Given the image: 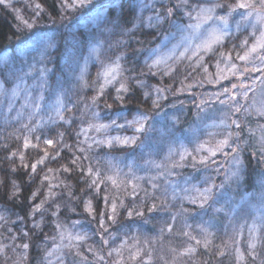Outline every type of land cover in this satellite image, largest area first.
Wrapping results in <instances>:
<instances>
[{"label": "rangeland", "instance_id": "obj_1", "mask_svg": "<svg viewBox=\"0 0 264 264\" xmlns=\"http://www.w3.org/2000/svg\"><path fill=\"white\" fill-rule=\"evenodd\" d=\"M56 2L62 16V22L59 23L61 26L51 22L50 17L46 18L42 7L41 10L35 8L38 4L36 0H23L17 6L13 5L14 11L10 9L15 21L25 26V31L29 33L26 38L19 41L13 52L9 50L0 52V71L3 72V75H0V132L11 126L12 131L8 133L10 140L13 139L23 146L27 140L28 146H25L27 149L19 160L20 165L25 164L26 154L30 152L45 156L51 155L54 148H66L70 141H67L65 133L59 128L72 134V139L80 145L81 153L86 152L89 146H92L93 150L102 149L104 152L102 151L98 160H101L104 166L90 168V173H85V176L90 174L89 185L94 186L93 181H96L101 189L96 195L103 193L102 201L115 187L107 177H113L118 185L128 191L132 188L134 179L141 178L139 174L142 169L151 168V172L154 173L146 176L150 196L147 211L143 210L142 204L131 202L130 205L115 204L116 211L113 213V200H104L101 202L102 206L92 208V214H89L84 206L85 213L97 218L99 224L103 220L104 229L108 231L120 229L118 234L111 235L106 243L96 245L93 242V245H87L86 240L94 238L91 231L83 226H80L79 230H74L66 220L56 219L55 225H52L55 230H51L54 231V238H47L54 242L50 245L52 249L44 253V264H77L70 257V253L84 254V245L85 252L92 251L90 254H93V259L98 258L99 250L106 252L107 260L115 262L121 261L122 258L135 259L141 256L142 252L149 250L155 258L152 262L156 261L157 264H197L199 248L210 236L208 230L204 229L206 225L204 216L209 208L219 211L226 217L219 239L222 242V250L230 257L229 263L246 264V259L251 258L255 263L248 264H264V189L239 194L236 198L224 192L225 184L227 186L228 183H234L238 186L237 182L241 178V160L235 139L229 141L232 143L230 147L227 146L229 149L225 147L214 156L210 155V150L215 149L218 141L229 134L234 135L233 130L237 128L236 124H240L239 116H243L244 111L253 112L255 123H258L259 116L264 117V62L257 58L264 53H257L248 61L238 59V55H244L260 37L261 32H264V24L256 21L257 12L264 15V6L256 0L253 9H237L229 13L228 6L234 5L237 0H187L186 3L185 0H131L129 6L133 13L132 26L134 29L135 27L143 29L147 33V39L153 44L152 48L145 46L143 64L149 61L162 63L166 54L165 49L170 46L169 37L175 33L178 42H183L186 46L174 48L173 52L179 50L184 55L186 51L191 52L192 46L201 45L211 29L223 27L216 19L207 22L197 20L194 10L196 5L209 7L217 3L222 5L215 10L213 16H227V31H246L251 38L240 39L239 46L234 50L219 44L216 47L217 55L207 56L210 58L209 64L194 67L189 73L181 74L169 87L147 84L148 87L143 88L146 93L143 96L144 101L139 102L141 107L130 108L129 106L133 104L130 102L128 87L124 85L126 90L117 91L121 89L122 83L117 80L115 69L119 63L121 64L122 54L112 53L116 39L112 28H109L112 18L109 12L114 10L113 17H119L121 3L118 0H85L83 7H65V0ZM67 4L71 5L72 0H67ZM37 11L40 12L39 16H36ZM249 11L252 15L245 20L241 14L247 15ZM98 12L102 13V16L93 22ZM166 12L170 14L174 12L178 16L167 18ZM23 15H26L24 20ZM28 24L31 27H28ZM58 26L63 30L61 34L56 32ZM77 33L80 37H77ZM106 36L110 38H105ZM245 40L248 43L242 47ZM41 41L50 42L52 46L46 47ZM83 42L84 55L80 60V44L83 45ZM97 45L99 47L96 52L100 55L95 57L92 49ZM200 49L203 50L202 47ZM205 52L211 55L210 51L203 50L196 56ZM221 53L224 55L221 56ZM81 68H84L83 79L79 78ZM106 68L114 70L107 77L111 81L108 83L110 87H107L110 89L108 99L101 101L102 96L100 97L98 91L95 92L97 86L93 84L96 80L105 79L98 74L104 72ZM194 79H203L204 83L196 84ZM183 95L184 98L179 97ZM173 97L179 98L175 103L169 104L167 99ZM58 98L62 103L57 102ZM186 104H191L195 116L190 124L181 126L187 117L183 111ZM81 107L85 109L83 113ZM237 108L240 109L238 112ZM171 109H174L172 115L169 118L163 117L164 113ZM137 119L140 121L139 125L130 127L126 123ZM259 120L264 123L263 118ZM113 121L116 123L113 124ZM232 121H236V124ZM100 125L108 127L98 131ZM140 125H143V131L136 132L135 128ZM148 127L152 130L149 145L155 144L156 151L151 154L145 152L139 157L138 150L133 153L132 146L145 134ZM133 136L136 137L135 141L126 145L107 143L113 137ZM46 140L53 141V144L47 145ZM233 148L237 151L233 152ZM108 149H123L125 152L115 156L109 154ZM138 160L143 164L142 167ZM202 160L204 163H201ZM162 162L166 164L163 165ZM213 165L217 169L215 174L208 170ZM197 167L204 168V171L198 173ZM176 168L179 170L190 168L191 172L195 173L187 178L190 170L185 176L183 171L179 175L175 174L172 169ZM52 175L49 179L51 184L48 186L49 189L57 190L61 186L60 178ZM208 188H211V192L205 201L201 193ZM36 193H41L39 187ZM128 196L132 198L130 194ZM73 200V198L70 202L68 200L72 206L68 209L70 213L76 211ZM157 202L160 207H155ZM215 202L218 203V207L212 205ZM187 204L198 208L191 220L186 216L187 209L184 206ZM124 206L127 208L122 211ZM132 208L136 209L135 212L131 211ZM130 211L132 215H129ZM157 211L165 213V216L152 231L148 232L142 227L139 219H135L142 216L152 219ZM101 212L104 213L103 217L100 215ZM32 215L31 213L30 228L32 232H37L39 218L33 221ZM108 216H113L115 222L120 225L112 229L111 223L108 224L107 221ZM0 217L3 219L0 221L2 226L6 218L4 210L0 211ZM16 219L10 221V225L15 223L19 225L16 230L11 227V239L3 240L4 238L0 236L2 249L0 264L6 263L7 260L11 262L10 264H23L20 251L16 253L13 250L15 248L18 251L22 245L13 247L12 245L13 241L22 240L25 236L26 223ZM195 224L194 233L192 226ZM252 226L256 229L255 248H249V242L253 237V233L250 232ZM77 232L84 237L80 243L75 239L78 236ZM187 249L194 251L185 254ZM238 256H242V259H238ZM89 263L93 264L94 260Z\"/></svg>", "mask_w": 264, "mask_h": 264}, {"label": "trees", "instance_id": "obj_2", "mask_svg": "<svg viewBox=\"0 0 264 264\" xmlns=\"http://www.w3.org/2000/svg\"><path fill=\"white\" fill-rule=\"evenodd\" d=\"M36 1L46 14L45 17H50L51 22L53 21L54 24L61 26L59 23L62 22V16L56 0ZM118 1L121 3V14L119 17H113L114 10L109 12V15L112 16L109 28H112L114 38L116 39V41H114L115 44L112 49V53H116V55L118 53L119 55L122 54L121 64L119 63L115 72L116 76L118 75L117 80L128 87L129 91H127L129 92L130 102L133 104L129 106L130 108H133V106L141 107L140 103L144 101L143 96L146 94L143 88L146 86L148 87L147 84L153 83L156 85L160 84L159 86L165 85L169 87L177 81L181 74L189 73L194 67L209 64L210 58L207 56L210 57L217 55L218 51L216 50L218 49H216V47L219 44L213 46V51H210L211 55H209L208 52H205L202 55L196 56V54L203 51L197 46V44L191 47V52L186 51L184 55H182L179 50L173 52L176 48L180 46L182 48L185 45L183 42H178L175 33L169 37L170 46L165 49L166 54L163 57L164 60L162 63L156 64L153 61H149L148 63L143 64L145 63V61H143V50L146 45L149 48H152L153 44L147 39V33L144 32L143 29L136 27L135 29L133 28V13L129 6L131 0ZM22 2L23 0H4V3H0V52L5 50L13 52L19 41L26 38L29 33L25 31V26L15 21L14 15L10 11V9L14 11V6H17ZM166 14V17L171 19L178 16L177 14H174V12L171 14L166 12ZM25 18L26 15H23L22 19L24 20ZM113 22L115 23L112 24ZM60 26L57 27L58 30L56 29V32H59V34L63 31ZM77 37H80V35L78 34ZM105 38L110 37L106 36ZM243 38L249 40L251 35L246 31H228L222 45H226L228 49L234 50L239 46V40ZM83 55L84 42L83 45L80 44V60ZM94 55L95 57H98L100 53L95 52ZM192 59H194V61ZM45 62H48L47 57L45 58ZM203 79H194V81L196 84L202 85L204 83ZM134 82L138 83L134 84ZM142 82H144L143 85L139 86ZM101 84L105 85L103 90L100 88ZM93 85L97 86L98 90L96 88L95 92L97 93L98 91L100 97L102 96L100 98L101 101H105L106 98L108 99L110 89L107 87H110V85L105 83V79L96 80ZM208 91L209 90H207V92ZM179 97L184 98L185 95ZM179 97L169 98L167 101L169 104H173ZM178 104L180 107V102H178ZM84 107L86 109L87 105ZM84 107H81V113L85 111ZM118 108L119 107H116V109ZM171 110L164 113L163 117L169 118L174 109ZM183 111L186 113L187 117L184 119L181 126L190 124L195 116L192 111L191 104H186ZM239 118V127L233 130L234 135L231 136V139H235L238 144L239 159L241 160V178L237 182L238 186H235L234 183H228L227 186L226 184L224 186L226 191L222 189L226 194L229 193L232 198H236L239 194H249L258 191V189H264V123L259 120V118H263L264 120V117L259 116L257 119L258 123H255L254 120L256 118L255 115H253V112L249 113L246 110L244 111L243 116H239ZM150 128L148 127L145 134L132 146L133 153L138 150L139 157H141V155L145 152L151 154L153 151H156L154 149L155 144L150 146L152 139V130H149ZM59 130H63L67 141H70L67 143L66 148H54V150L51 151V155L53 157L51 155L42 156L40 153L30 152L26 154L27 158L24 165H20L21 163H19V160L22 159V154L27 148L20 145V143H16L13 139L10 140L8 138V133L12 131L11 126L2 130L3 132H0V211L4 210L6 213L4 223L0 226V236L1 238H4L3 240L11 239V227L16 230L19 226L18 223L15 222V224L13 223L14 225H10V221L13 218H17L20 222L26 223L24 230L25 236L22 237V240L13 241L14 244L12 245V247L18 244L22 245V247H19L20 249L18 248V251L15 248H13V250L16 253L20 251L23 258V264H44V253L52 249L50 248V245L54 242L49 241L47 238H54V231L51 232V230H55L52 225H55V220L58 218L63 219V221L66 220L69 226L74 230H79L80 226H83L85 229L91 231L94 238L87 239V245H93V242L97 245V243L101 244L105 241H109L111 235L118 234V231L120 230L117 228L120 224L116 223L114 218L111 220L108 219L107 221L108 224L111 223L112 229L117 228V230L108 231L101 228V224H99L97 218L88 215L84 211V206H86L87 201H91L92 208H98L100 205L102 206V203L105 200L104 199L102 201L103 193L96 195V193L101 190L99 187L96 188L95 186L89 185L90 174L85 176L86 172L90 173V168L96 169L99 168L98 166L103 165V163L100 162L101 160H98L101 158L100 154H102L103 150H93L92 146H89L87 147L86 152L81 153L79 148L80 145H77V141L72 139V134L62 128H59ZM139 144L141 145L139 146ZM229 145H232V143H229ZM229 147L227 148L229 149ZM141 151H143V153H141ZM107 152L111 155L118 156L125 151L123 149H108ZM150 156L151 155H149V157ZM42 158L43 163H38V161ZM163 162V165L166 164ZM33 164L36 165L35 171H33L32 168ZM138 164H141V167L143 166L139 160ZM197 169L198 173L204 171V168L197 167ZM215 169L216 167L213 165L208 170L210 173L215 174L217 173V169ZM172 171L178 175L181 171H183L185 176L189 172L187 178L188 176L192 177L195 173L191 172L190 168H183L181 170L176 168L172 169ZM153 173L154 171L151 172V168L147 169L145 167L141 170L140 174L138 173L139 176L141 175V178L136 180L134 179L135 177L133 178L134 181L131 189H128L127 191L126 188L121 185H119V187L115 186L106 196L108 197L107 200H113L115 204L123 205H128L131 202L134 204L135 202H138V204H142L144 206L143 210L147 211L146 207L149 206L150 196L147 191L148 179L146 176L148 177L149 174L151 175ZM198 173H196L195 176H197ZM52 174H54L55 177L60 178L61 186L57 190H53L52 188L49 189L48 186L51 184L49 179L53 176ZM194 181H196V178ZM38 187L41 190L40 194L36 193V189H38ZM124 189L126 192H122ZM129 194L132 196L131 199L128 196ZM71 198L74 199L73 205L76 207V211L74 213H70V211L68 212V209L72 208L71 204L68 203V200L70 202ZM151 199H153V196H151ZM154 201L156 200L154 199ZM42 202L43 204L40 209L41 212L33 211V209L37 205H41ZM216 203L217 202L212 205L214 207H218L219 205ZM155 204V207H160L158 206L160 205L158 202ZM184 207L187 209V218L191 220L196 211H198V208L188 204ZM126 208L127 206H124L122 211ZM135 210V208L131 209L132 212H135ZM31 213L33 214L31 220L35 221L36 218H39L40 224H38L39 231L37 232H32L30 228V222H32L30 221ZM215 213L216 215H214ZM205 215L206 216H204V218L206 220V225L204 226V229L208 230L210 236L207 241L204 240L205 242L199 248V261L197 264H230V257L222 250V242L221 239H219L221 233L223 232V222H225L226 219L225 215L221 214L217 210L215 211L213 208H209ZM164 216L165 213H159V211H157L152 219L148 216L137 217L135 219H139L142 227L149 232L150 230L152 231L154 228L158 227ZM1 220L3 219L0 217V221ZM192 227L195 233L196 224ZM34 228H37V226H34ZM77 234L80 236V232H77ZM78 242L80 243V240ZM25 244L28 245L27 248L23 247ZM12 247H10V249ZM88 248L90 249L91 247ZM84 249L85 245L83 247L84 254L70 253L72 260L76 261L74 263L78 264L81 262H87L88 264H91L89 262L94 260L95 264H157L156 261L152 262V259L155 260V258L149 250L145 253L142 252V255L135 259L127 260L126 258H122L121 261L115 262L106 259V252L99 250L100 253L97 255L98 258L93 259V254H90L92 251L89 250L88 252H85ZM10 263L11 262L7 260L4 264ZM248 263H255V261L251 258L246 259V264Z\"/></svg>", "mask_w": 264, "mask_h": 264}, {"label": "snow or ice", "instance_id": "obj_3", "mask_svg": "<svg viewBox=\"0 0 264 264\" xmlns=\"http://www.w3.org/2000/svg\"><path fill=\"white\" fill-rule=\"evenodd\" d=\"M187 2V0H185V3ZM0 3H4V0H0ZM259 3L261 6H264V0H259ZM85 4V0H72V4L71 5H68L67 4V0H65V7H83ZM256 4V0H237V2L234 4V5H229L228 8H229V13H232V12H235L237 9H253L254 6ZM40 5L39 4H36L35 5V8L36 9H40ZM219 7H222V5L220 4H212L210 7L207 6V5H196L194 6V10L196 11V19L197 20H200L202 22H207L209 20H213V19H216L220 22V24L223 26V27H218V28H213L211 29L209 32H208V35L206 37L205 40L202 41L201 45H199L198 47H202L204 51H213V46L214 45H218V44H222L226 35L228 34V31H227V25H228V17L227 16H219V17H214L213 16V13L215 12V10ZM40 15V12L37 11L36 12V16H39ZM243 16V18L246 20L248 19L249 16L252 15V12L249 11L247 13V15H244V14H241ZM102 16V13H97V17L95 18V20L93 22H95L96 20H99V18ZM256 21L257 23H261V24H264V15H260L258 12L256 14ZM28 27H31L30 24L27 25ZM199 26V25H197ZM237 28H239V24L237 25ZM42 44H45L46 47H51L52 44L50 42H47V41H41ZM247 40L243 41L242 42V47L246 46L247 45ZM98 45L93 47L92 49V52H96L98 51ZM257 53H264V32H261L260 34V37H258L256 39V41L251 45V47H249L247 49V51L244 53V55H238V59H240L241 61H248L250 57L256 55ZM221 56L224 55V53H221L220 54ZM258 59L261 60V62H264V54H261L257 57ZM86 63L87 61L85 62V66H86ZM235 67V66H233ZM114 69H111V68H106L104 72L102 73H99L98 75H102L105 77V83H110L111 81H109L107 79L108 75L110 74L111 71H113ZM247 71V69H246ZM257 71H259V69H257ZM83 74H84V68H81V76L79 77L80 79H83ZM0 75H3V72L0 71ZM43 75V73H42ZM114 79V77H113ZM104 84H101L100 85V88L101 90H103L104 88ZM233 87H235V85H233ZM121 90H126L124 85L122 84L121 85V89H118L117 91H121ZM227 91V89L225 90ZM119 98V97H118ZM95 100V98H93ZM233 99H235V97H233ZM58 103H62L60 101V99L58 98ZM155 103V102H153ZM240 109L237 108L236 111L238 112ZM113 124H115L116 122L113 121L112 122ZM128 124V126L132 127L134 125H139L140 124V121L137 119V120H133V121H127L126 122ZM233 124H236V121H232ZM237 127H239L238 124H236ZM108 125H100L97 130L99 131L100 129L102 128H107ZM120 127H123L122 125H120ZM135 131L136 132H141L143 131V125H140L139 127H136L135 128ZM136 137L133 136V137H113L111 139H109L107 141V143L109 145H111L112 143H120V144H129V143H132L133 141H135ZM231 139V134H229L228 136H226L224 139L220 140L217 142V144L215 145V149L214 150H210V155H215L216 152H219V151H223V149L227 146H229V141ZM45 143L49 146H51L53 144V141L51 140H46ZM103 143V141H102ZM25 146H28V142L26 140V145ZM203 146H201L202 148ZM198 151L200 150V148L197 149ZM204 150H208V149H204ZM233 152H236L237 149L233 148L232 149ZM45 156H47V154H45ZM38 163H43V158L38 161ZM201 163H204V161L202 160ZM237 163H239V161H237ZM32 168H33V171L36 170V165L33 164L32 165ZM107 180L111 181V183L116 186V187H119V185L117 184V181L113 178V177H107ZM93 185L96 186V187H99L97 184H96V181H93ZM211 192V188H208V189H205L203 191V193H201V196L203 197V199L206 201L208 199V196ZM108 197H105V200H107ZM42 204L43 202L41 203V205H37L33 211H39L42 207ZM85 210L89 212V214H92L93 213V209H92V205H91V201H87L86 202V206H85ZM151 210V209H150ZM116 211V205L115 203H113L112 205V212L115 213ZM133 213L130 211L129 212V215H132ZM101 217L104 216V213L101 212L100 213ZM108 219H113V216H108ZM104 224H103V220H101V228H103ZM256 229H255V226H252V228L250 229V232L253 233V237H252V240H250L249 242V248H255L256 246V237L254 235ZM75 239L77 240H82L84 239L83 236H76ZM106 243V241H105ZM199 243V241L197 242ZM24 248H27L28 245H23ZM0 251H2V249H0ZM192 251H194L193 249H187L185 254H189L191 253ZM238 259H242V256H238Z\"/></svg>", "mask_w": 264, "mask_h": 264}]
</instances>
